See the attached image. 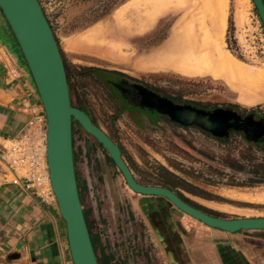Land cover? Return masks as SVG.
I'll use <instances>...</instances> for the list:
<instances>
[{
    "label": "rangeland",
    "instance_id": "rangeland-1",
    "mask_svg": "<svg viewBox=\"0 0 264 264\" xmlns=\"http://www.w3.org/2000/svg\"><path fill=\"white\" fill-rule=\"evenodd\" d=\"M37 2L68 73L74 99L83 96V105L97 126L121 149L135 181L142 180L144 174L167 179L176 193L221 218L264 217V183L248 184L228 173L227 164L241 162L242 156L254 158V164L261 160V155L248 148L238 134L217 138L198 128L168 122L148 125L142 132L134 131L121 119L104 123L101 118L106 120L111 111L101 99V89L94 80L97 73L85 71L94 68L143 80L177 103L205 109L228 107L241 111L242 116L243 109L254 107L264 113V32L250 0H209V6L204 0H116L106 7L103 0ZM218 13H224V26L216 36L210 21ZM0 23L13 38L1 14ZM213 44L224 56H232L239 74L229 75L215 68L212 73L189 75L178 65L192 45L196 56L203 58L208 52L216 58ZM73 128L78 131L77 126ZM74 146L73 170L96 262L171 264L147 217L148 202L159 199L127 188L100 146L93 145L91 155L86 156L76 143ZM228 182L243 186H228ZM228 189L245 191L251 199L223 196L221 193ZM176 212L185 216L189 228L197 226L210 232L209 227ZM236 234L254 238L249 244L260 248L248 259L264 264V231ZM184 235L192 243L199 242L192 233ZM217 239L214 235L213 245Z\"/></svg>",
    "mask_w": 264,
    "mask_h": 264
},
{
    "label": "water",
    "instance_id": "water-1",
    "mask_svg": "<svg viewBox=\"0 0 264 264\" xmlns=\"http://www.w3.org/2000/svg\"><path fill=\"white\" fill-rule=\"evenodd\" d=\"M250 1L264 32L263 2ZM0 14L16 42L45 118L48 180L64 222L71 264H97L76 188L71 152L73 121L106 152L125 186L133 193L164 198L176 210L209 228L228 233L264 230V218H221L203 208L191 206L166 188L136 182L117 145L93 125L85 113L70 105L63 62L37 0H0ZM164 107L173 121L182 126H195L215 137L224 136L233 126L232 116L225 112L205 113L186 107ZM253 130L248 127L245 136L250 138ZM263 134L264 131L259 130L257 137Z\"/></svg>",
    "mask_w": 264,
    "mask_h": 264
},
{
    "label": "crops",
    "instance_id": "crops-1",
    "mask_svg": "<svg viewBox=\"0 0 264 264\" xmlns=\"http://www.w3.org/2000/svg\"><path fill=\"white\" fill-rule=\"evenodd\" d=\"M0 44L11 64L19 72L18 79L9 81L0 63L1 141L12 138L21 130L25 117L18 111L20 104L25 99L38 103V98L18 47L1 23ZM1 171L0 164V174ZM147 197L159 199V202H148L147 217L165 246L163 252L167 254L169 263L256 264L248 256L255 257V252L260 247L251 246V238L238 236V231L228 233L209 228L208 233L197 226L196 229H191L185 216H179L167 200ZM185 233H192L200 238L199 242L192 243L189 237H185ZM214 235L218 238L215 245L212 244ZM209 240L210 243H207ZM0 264H71L64 222L54 198L41 201L33 190H24L13 185L8 176L1 175Z\"/></svg>",
    "mask_w": 264,
    "mask_h": 264
},
{
    "label": "flooded vegetation",
    "instance_id": "flooded-vegetation-1",
    "mask_svg": "<svg viewBox=\"0 0 264 264\" xmlns=\"http://www.w3.org/2000/svg\"><path fill=\"white\" fill-rule=\"evenodd\" d=\"M96 73L97 74H95L94 80L98 83L101 89V99L111 111L109 112L108 116L105 117L106 120L101 118L104 123L107 122L113 124L115 122H118L119 119H121L124 123H127L134 131L139 132H142L148 125L156 126L165 122L174 124L182 128H196L195 126H182L179 123L173 121L170 118L168 109L164 107L165 105H171L174 107H186L205 113L225 112L231 115L234 120L232 123L233 126L228 128L224 136L217 138H224L230 133H236L241 138L253 144L264 140V134L262 136L257 137V132L259 130L264 131V118L254 117L250 115L242 116L229 108L205 109L191 103H177L174 100L164 96L163 94L149 87V85L143 80L134 79L119 72H112L106 70L99 71ZM67 90L70 105L85 113L90 122L96 127H98L93 116L87 110L85 105H83V96H81L80 94L77 95L78 98L76 101L73 97L76 94H74V92L70 89L69 82H67ZM73 125L77 126V132H74ZM248 127L254 129L253 133L250 134V138H247L245 136V132L248 131ZM105 134L113 143H115L107 133ZM75 143L83 156L91 155L90 152H92L93 150V145L100 146L90 135L86 134L76 122L73 121L71 122L72 161L75 152ZM117 147L121 153V149L118 145ZM76 188L79 203L81 204V196L79 193L77 182Z\"/></svg>",
    "mask_w": 264,
    "mask_h": 264
},
{
    "label": "built area",
    "instance_id": "built-area-1",
    "mask_svg": "<svg viewBox=\"0 0 264 264\" xmlns=\"http://www.w3.org/2000/svg\"><path fill=\"white\" fill-rule=\"evenodd\" d=\"M0 63L9 81L19 78L0 44ZM18 111L25 119L21 130L12 138L0 141L1 176L24 190H33L41 201L53 200L45 160V118L41 105L25 99Z\"/></svg>",
    "mask_w": 264,
    "mask_h": 264
},
{
    "label": "trees",
    "instance_id": "trees-1",
    "mask_svg": "<svg viewBox=\"0 0 264 264\" xmlns=\"http://www.w3.org/2000/svg\"><path fill=\"white\" fill-rule=\"evenodd\" d=\"M115 1L116 0H103L102 5L104 7H106L107 5H113V4H115L114 3ZM262 2L264 5L263 0H262ZM63 67H64V71H65L66 80H67V82H69L68 73L66 71L64 64H63ZM85 71L99 72V71H105V70L87 68V69H85ZM226 108H228V107H226ZM242 111L245 112V115L264 118V113L261 112L260 110H258L257 107L249 108L247 110L243 109ZM235 112H237V111H235ZM237 113L240 115L242 114L241 111L237 112ZM241 140L243 141L244 144L248 145V148L253 149L254 151L258 152L261 155V160H260V162L254 164V162H253L254 158H252L248 155L242 156L240 158V161L242 163L237 162V161H232V162H229L227 164V166L229 168L228 173L233 175V176H237V177H241V178L245 179L248 182V184L264 183V140H262L258 143H255V144L248 142L243 138H241ZM136 182H138L139 184H142V185H153V186H160V187L166 188V189L174 192L177 196H179L182 200H184L185 202H187L191 206H195L193 203H191L188 200H186L185 198H183L180 194L176 193L174 191V185L167 179L154 178L151 175L144 174V176L142 175V180L136 181ZM226 185H228V186H243V184H238V183H234V182H228V183H226ZM84 220H85V217H84ZM85 225H86V221H85ZM86 228H87V225H86ZM87 232H88V229H87ZM89 239H90V243H91V246L93 249L92 239L90 236H89ZM93 252H94V249H93Z\"/></svg>",
    "mask_w": 264,
    "mask_h": 264
},
{
    "label": "bare ground",
    "instance_id": "bare-ground-1",
    "mask_svg": "<svg viewBox=\"0 0 264 264\" xmlns=\"http://www.w3.org/2000/svg\"><path fill=\"white\" fill-rule=\"evenodd\" d=\"M200 4V3H199ZM198 4V5H199ZM194 5V4H193ZM192 5V6H193ZM197 5V4H196ZM202 5V3H201ZM199 5V6H201ZM204 5L205 6H209V0H204ZM224 13H218L215 14L213 16V18L211 19V23H212V29L214 31V33H216V36H219V32L223 29L224 26ZM206 35L208 36V39L211 37L210 36V32L209 30L205 31ZM192 36V35H191ZM215 36V35H214ZM213 36V37H214ZM214 40V39H213ZM220 40V39H219ZM215 41V40H214ZM221 41V40H220ZM209 43V42H208ZM213 43V42H212ZM196 44V43H195ZM194 44V45H195ZM215 46V51L217 54L216 58H213V56L206 52L204 53L202 56H196L193 53V49H195L196 47H194L193 45L190 48H187L188 52L185 54V56L183 57V59H180L178 65L182 66L184 69L183 71H185L187 74H191V75H196V74H201L205 71L209 72V70H211V73L215 70L217 71H221L223 73H228L229 75L231 74H239L238 73V69L239 66L237 65V63L234 62V60L230 57V56H224L223 54H221V49L219 48V46H217L216 44H213ZM162 58V57H161ZM170 58V57H169ZM165 61V60H164ZM216 68V69H215ZM215 69V70H214ZM196 70H201V72L199 73ZM217 73V72H215ZM218 74V73H217ZM241 75V74H240ZM258 77V76H257ZM259 77H263V76H259ZM254 78V77H253ZM252 78V79H253ZM251 80V79H250ZM257 81V79H253V81ZM264 80V78L262 79ZM252 82V80H251ZM254 83V82H252ZM257 83V82H256ZM255 83V86H256ZM261 83V82H260ZM259 85V83H257ZM254 86V85H253ZM46 139V136H45ZM46 151V148H44V153ZM48 176V175H47ZM49 181V180H48ZM226 190V189H225ZM223 191V190H222ZM223 196L225 195L226 197H232V198H237V199H242L244 201V199H251V195H249L248 193H245V191H235L234 190H229L228 191H224ZM231 198V199H232ZM253 198V197H252ZM255 198H253L254 200ZM241 200V201H242ZM249 201V200H248ZM264 218V217H261Z\"/></svg>",
    "mask_w": 264,
    "mask_h": 264
}]
</instances>
